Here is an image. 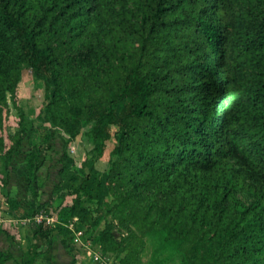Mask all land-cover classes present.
<instances>
[{"label": "trees", "instance_id": "16d2710c", "mask_svg": "<svg viewBox=\"0 0 264 264\" xmlns=\"http://www.w3.org/2000/svg\"><path fill=\"white\" fill-rule=\"evenodd\" d=\"M116 1L118 19L110 0H0V104L29 70L50 93L39 118L69 133L67 145L90 123L97 153L116 140L109 172L95 167V152L79 169L64 154L56 225L36 220L42 207L53 216L48 204L19 217L31 219L21 264H42L54 232L69 236L75 217L98 228L93 240L108 248L115 224L100 229L114 208L108 199L119 193L134 205L138 188L160 191L175 212L169 226L148 232L169 249L150 264L173 263L176 254V264H264V0L239 13L236 0H145L139 13ZM243 68L256 80L237 93ZM77 77L96 90L81 95ZM19 111L15 139L0 138L1 188L28 129ZM27 165L36 180V152ZM9 258L0 251V264Z\"/></svg>", "mask_w": 264, "mask_h": 264}, {"label": "rangeland", "instance_id": "374dc122", "mask_svg": "<svg viewBox=\"0 0 264 264\" xmlns=\"http://www.w3.org/2000/svg\"><path fill=\"white\" fill-rule=\"evenodd\" d=\"M110 1L115 11H117L115 15L118 19V12L122 7V3L116 0ZM259 1L236 0L234 12L239 13L243 9L250 10L252 4H258ZM126 2L130 11L139 13L143 9L145 0H127ZM76 79L80 83L77 89L80 90V94L83 96L89 92H94L97 88L96 82L83 83L81 81L83 77H77ZM254 80H256V76L251 69L243 68L242 75L236 84L237 93H240L244 87L249 86ZM66 85L69 87V83ZM104 89H99L97 95L101 96L102 93H105ZM77 96H80L79 93H77ZM7 97V103L0 104V138L10 144L17 136L20 129L18 126L19 108H22L25 112L28 129L24 133L22 144L14 152L9 184L5 188L0 187V224L10 227L16 237H22L26 233L30 218L19 217L24 210L30 209L38 203L50 205V210L54 214L49 216L47 209L42 207L36 216V220L45 219L46 224L56 225V211L64 200L54 191V188L62 180L60 171L63 167L62 157L64 154L71 155L75 159V168L79 169L85 165L88 158L94 156L92 154L95 152V167L101 172H109L115 160L116 140L112 137L107 146L97 153V140L93 132L94 123H90L82 128L75 141L67 145L66 141L69 138V133L59 126L43 123L39 118L41 107L50 101V93L46 84L36 78L29 70L22 74L15 95L11 96L8 92ZM75 97L76 95L71 99ZM64 108L60 106V114ZM247 141L249 140L246 139L245 143ZM34 152L38 155L39 168L37 179L32 181L27 164ZM1 163L0 151V167ZM0 177H2L1 171ZM132 190L134 191V205L121 203L119 193L111 195L108 199L109 205L114 206V208L102 220L100 229L105 227L106 221L115 224L113 230L114 244L106 248L104 244L94 241L93 238L97 235L98 228L90 231L78 217H75L69 224L72 229L69 236L65 237L58 231L54 232L47 243L43 261L53 263L52 256H55V264L61 262L60 259L63 258L59 257L60 254H54V251H52V247L54 249L56 243L60 246L62 252L70 255L71 263H68L67 258L64 264L66 262L68 264H150L156 256L164 261L169 254V249L162 248L158 243L159 238H156L158 236H152L148 232L152 228L165 227V223L175 215V212L172 213L170 210L169 198L167 196H164V198L158 190L148 191L144 188ZM33 191H37L38 196H34ZM7 196L16 199V202L19 203L18 208L12 209V204L7 200ZM238 196L245 201L251 199L245 193H239ZM65 201H70V198L68 197ZM181 207L182 205L177 203L174 209ZM143 216H147V218ZM131 231L135 234L131 238L133 244L127 246L132 241L129 239L124 245H119V242L128 237ZM56 250L58 249L56 248ZM179 256V254H176L174 262L168 264H176ZM25 259L26 257H23L20 261Z\"/></svg>", "mask_w": 264, "mask_h": 264}, {"label": "crops", "instance_id": "0c3cea01", "mask_svg": "<svg viewBox=\"0 0 264 264\" xmlns=\"http://www.w3.org/2000/svg\"><path fill=\"white\" fill-rule=\"evenodd\" d=\"M28 245H29V240L27 238V234L25 233L24 236L22 237H16L14 231L7 226L1 225L0 224V251L9 254L10 258L8 259V261L5 264H21L22 261H20V259H23V257H27V250H28ZM56 248L58 250H56V248L52 247V251H54V254H60V263L56 262L57 264H64V261H68V263H71V258L70 255L67 254L66 252H62V250L60 249V246L57 245V243L55 244ZM46 248L47 245L45 246L44 251L40 254L39 257V262L42 264H55V260L56 259L55 256H52V262L53 263H47L44 262L43 259H45L44 255L46 254ZM50 251V252H52ZM67 262L65 264H68Z\"/></svg>", "mask_w": 264, "mask_h": 264}, {"label": "built area", "instance_id": "2783aa9c", "mask_svg": "<svg viewBox=\"0 0 264 264\" xmlns=\"http://www.w3.org/2000/svg\"><path fill=\"white\" fill-rule=\"evenodd\" d=\"M30 221H31V219H30Z\"/></svg>", "mask_w": 264, "mask_h": 264}]
</instances>
